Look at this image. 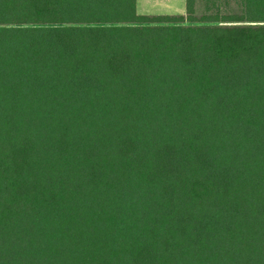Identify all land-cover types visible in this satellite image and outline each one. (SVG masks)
<instances>
[{
	"label": "trees",
	"instance_id": "16d2710c",
	"mask_svg": "<svg viewBox=\"0 0 264 264\" xmlns=\"http://www.w3.org/2000/svg\"><path fill=\"white\" fill-rule=\"evenodd\" d=\"M0 0V264H264V0Z\"/></svg>",
	"mask_w": 264,
	"mask_h": 264
},
{
	"label": "rangeland",
	"instance_id": "374dc122",
	"mask_svg": "<svg viewBox=\"0 0 264 264\" xmlns=\"http://www.w3.org/2000/svg\"><path fill=\"white\" fill-rule=\"evenodd\" d=\"M240 15L241 0H197V12L214 15ZM138 12L145 16H183L187 14L186 0H138Z\"/></svg>",
	"mask_w": 264,
	"mask_h": 264
}]
</instances>
